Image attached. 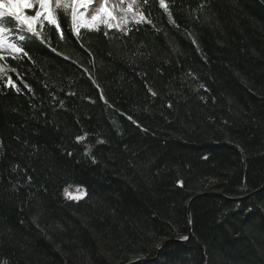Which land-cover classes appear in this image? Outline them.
<instances>
[{
  "label": "trees",
  "instance_id": "obj_1",
  "mask_svg": "<svg viewBox=\"0 0 264 264\" xmlns=\"http://www.w3.org/2000/svg\"><path fill=\"white\" fill-rule=\"evenodd\" d=\"M165 2L6 60L0 264H264V0Z\"/></svg>",
  "mask_w": 264,
  "mask_h": 264
},
{
  "label": "snow or ice",
  "instance_id": "obj_2",
  "mask_svg": "<svg viewBox=\"0 0 264 264\" xmlns=\"http://www.w3.org/2000/svg\"><path fill=\"white\" fill-rule=\"evenodd\" d=\"M108 2L109 0H100L101 6L95 9V14L92 15L91 19H85V13L81 11V9L87 10L88 5L93 3V0H0V61H6L7 59L15 60L21 56L28 57L29 60H32V56L25 50L24 45L28 40L33 38L40 43L46 44L55 52L56 49L52 48L51 40H46L44 38L43 26L45 23L54 26L59 39L64 40L65 36L57 18V12L59 10L67 12L70 9V32L77 40L81 39V28L90 31H99L101 24L104 26V35L106 37L108 35V30L112 28L127 35L128 32L132 30L127 27L129 20L133 21L134 25H139L141 23L153 25L152 19L148 18L150 13L148 16L145 15V11L139 5L138 0H115V10L120 13L119 17L110 15L106 10ZM158 3L164 12L167 13L169 21L175 24L172 18V12L169 10L165 0H158ZM125 4H127L126 7H124ZM148 4L149 0H143V5L145 7ZM133 5H136L135 11L133 10ZM29 12H31V15L28 14ZM7 21H12L14 27H8ZM153 27H155V25H153ZM193 43H196L194 39ZM81 47L83 48V44H81ZM85 51H87L90 56L92 55L88 49H85ZM4 53H7V56H5ZM60 54L63 55V53ZM65 58L68 59V57ZM33 63H35V61H33ZM74 63H76V61H74ZM10 70L17 73L19 78V73L15 68H11ZM84 71L87 72L88 70L85 68ZM4 76H7L5 65L0 64V79H3ZM89 78L91 79V74H89ZM93 83H95L94 80ZM5 87L14 88L17 93L21 91L11 79V76L7 77ZM24 87L28 88L29 92L32 91L31 87L26 83ZM201 87L203 86L201 85ZM149 91L153 96L156 95L151 89H149ZM74 94L75 93H69V95ZM62 103L63 102H61V104ZM105 103H107V101H105ZM168 107L171 108L172 105L169 104ZM128 119L131 120L132 118L128 117ZM86 135L87 134L77 136V142L83 141ZM93 162H95V158H93ZM76 191L81 193V195L72 196L68 193L67 189H65V194L71 199H80L83 195H86V192L81 188H77ZM183 239L187 240L188 237L185 236Z\"/></svg>",
  "mask_w": 264,
  "mask_h": 264
},
{
  "label": "rangeland",
  "instance_id": "obj_3",
  "mask_svg": "<svg viewBox=\"0 0 264 264\" xmlns=\"http://www.w3.org/2000/svg\"><path fill=\"white\" fill-rule=\"evenodd\" d=\"M108 5L106 6V10L109 12V14L112 16L119 17L120 13L115 10L116 8L115 0H112V3ZM100 6H101L100 0H93V3L88 5L87 10L82 9L81 11L85 13V19H91L92 15L95 14V9ZM70 194L72 196H75V195H78L79 193L76 191V189H74L72 192H70Z\"/></svg>",
  "mask_w": 264,
  "mask_h": 264
},
{
  "label": "water",
  "instance_id": "obj_4",
  "mask_svg": "<svg viewBox=\"0 0 264 264\" xmlns=\"http://www.w3.org/2000/svg\"><path fill=\"white\" fill-rule=\"evenodd\" d=\"M189 233H191V230H190V229H189ZM165 242H166V241H163V242L161 243L160 247L158 248V255H159V253L161 252L162 248L164 247ZM131 263H132V262H131Z\"/></svg>",
  "mask_w": 264,
  "mask_h": 264
},
{
  "label": "bare ground",
  "instance_id": "obj_5",
  "mask_svg": "<svg viewBox=\"0 0 264 264\" xmlns=\"http://www.w3.org/2000/svg\"><path fill=\"white\" fill-rule=\"evenodd\" d=\"M110 3H112V0H109V2H108V4H110ZM109 6V5H108ZM176 239H172V241H175ZM160 254V253H159ZM157 256H159L158 255V251H157ZM156 257V256H155Z\"/></svg>",
  "mask_w": 264,
  "mask_h": 264
}]
</instances>
